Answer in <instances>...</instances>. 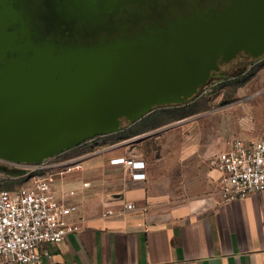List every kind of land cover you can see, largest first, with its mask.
<instances>
[{"label":"crops","instance_id":"crops-1","mask_svg":"<svg viewBox=\"0 0 264 264\" xmlns=\"http://www.w3.org/2000/svg\"><path fill=\"white\" fill-rule=\"evenodd\" d=\"M263 66L264 57L250 61L247 70L261 68L260 81L243 84L238 114L221 117L218 130L182 114L189 101L54 156L58 163L82 157L80 166L47 173L55 197L77 205L73 217L84 221L63 241L41 245L50 255L43 264H264V191L224 202L213 164L233 135L264 139ZM121 156L143 160L146 178L111 163ZM126 202L136 210L123 213ZM108 209L115 214L106 215Z\"/></svg>","mask_w":264,"mask_h":264},{"label":"water","instance_id":"water-1","mask_svg":"<svg viewBox=\"0 0 264 264\" xmlns=\"http://www.w3.org/2000/svg\"><path fill=\"white\" fill-rule=\"evenodd\" d=\"M18 18L13 5H0V157L15 163L37 164L122 131L159 107L191 101L241 54L264 57V0L189 12L131 43H35L23 39L24 25L13 30ZM0 171L26 174L1 163Z\"/></svg>","mask_w":264,"mask_h":264},{"label":"built area","instance_id":"built-area-1","mask_svg":"<svg viewBox=\"0 0 264 264\" xmlns=\"http://www.w3.org/2000/svg\"><path fill=\"white\" fill-rule=\"evenodd\" d=\"M53 157L37 164L15 163L0 157L1 164L34 173L31 182L16 189L0 188V264H43L44 257L50 255L41 250L42 244L59 243L82 228L84 219L73 217L77 205L55 197L51 188L54 177L47 173L61 164L80 166L82 157L62 163L53 161ZM111 163L127 165L134 179L147 176L143 160L121 156ZM213 164L220 173L219 194L224 202L264 191V139L246 141L235 137L214 156ZM136 208L134 203L126 202L122 212ZM113 214L112 209L106 211L108 216Z\"/></svg>","mask_w":264,"mask_h":264},{"label":"flooded vegetation","instance_id":"flooded-vegetation-1","mask_svg":"<svg viewBox=\"0 0 264 264\" xmlns=\"http://www.w3.org/2000/svg\"><path fill=\"white\" fill-rule=\"evenodd\" d=\"M243 1L0 0V5H13L18 10L20 18L13 30H21L24 25V40L29 38L35 43L71 46L103 38L131 43L148 29L163 28L169 22L177 26L178 18L189 12L226 10L233 5H241ZM240 57L253 59L247 54ZM229 65H221L212 78L227 74Z\"/></svg>","mask_w":264,"mask_h":264},{"label":"rangeland","instance_id":"rangeland-1","mask_svg":"<svg viewBox=\"0 0 264 264\" xmlns=\"http://www.w3.org/2000/svg\"><path fill=\"white\" fill-rule=\"evenodd\" d=\"M243 59L246 62H241ZM250 61L248 57H240V59L230 63L234 65L229 68L227 74L223 77L212 78L207 85H205L198 95H196L191 101L192 103L188 109L182 114H194L199 117L198 121L204 125H214V130H218L220 127L221 117L224 115L232 116L237 115V105L241 96L244 95V90L239 89L245 84V82H259L261 68H251L247 70ZM228 67V66H227ZM264 67V66H263ZM263 69V68H262ZM261 72V71H260ZM261 84H252L249 88H259ZM177 114V111L175 112ZM234 114V115H233ZM234 119V118H233ZM212 123V124H211ZM237 135L231 136L229 139H233ZM214 159V158H213ZM10 168H14L10 166ZM21 169V168H20ZM24 169V168H23ZM26 169V168H25ZM14 176L9 175L8 172L0 171V187L5 189H16L23 184H27L34 179V173L29 172L24 174L20 179H14Z\"/></svg>","mask_w":264,"mask_h":264},{"label":"trees","instance_id":"trees-1","mask_svg":"<svg viewBox=\"0 0 264 264\" xmlns=\"http://www.w3.org/2000/svg\"><path fill=\"white\" fill-rule=\"evenodd\" d=\"M8 174L14 176L13 177L14 179H20L22 177L20 175H17V174H14V173H10V172H8ZM0 188H2V187H0Z\"/></svg>","mask_w":264,"mask_h":264}]
</instances>
